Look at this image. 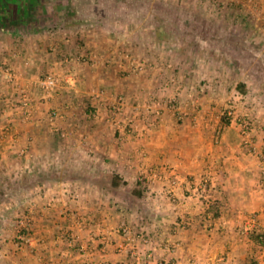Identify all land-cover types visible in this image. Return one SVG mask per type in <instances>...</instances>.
<instances>
[{
    "label": "crops",
    "instance_id": "obj_1",
    "mask_svg": "<svg viewBox=\"0 0 264 264\" xmlns=\"http://www.w3.org/2000/svg\"><path fill=\"white\" fill-rule=\"evenodd\" d=\"M125 1L134 0H61L53 5L51 17L42 20L39 11H50L46 0H39L29 22L21 21L31 35L19 36L15 44L6 34L25 27L16 22V0L3 4L0 64L8 62L18 78L23 75L22 83L32 93L45 72L54 71L65 82L49 102L36 103L30 123L12 116L15 141L4 137L0 127V189L6 188L4 176L18 168L20 177L29 181L18 179L9 199L53 204L37 211L30 246L16 253L0 234V264H264V245L255 237L264 234V129H253V140L246 144L237 116L228 124L222 120V108L229 105L214 94L217 85H208L204 94L201 86L189 83L163 85L167 71L157 66L137 73L126 55L160 65L165 41L160 24L131 19L126 13L131 4ZM248 3L241 1L242 18L248 12L254 18L264 14V0ZM111 4L116 11L121 6V13H105ZM209 4L194 0L193 8L217 10ZM218 7L231 12L228 5ZM248 26L260 29L264 23L259 18L241 24L242 29ZM16 46L21 55H16ZM196 50L192 60L200 61L203 55ZM211 53L204 58L212 61L216 54ZM76 56L86 57V62H67ZM200 93L203 100L196 111L188 99ZM152 98L165 105L176 100L183 119L169 107L157 119L146 109ZM13 102L0 103V124L1 112ZM230 103L234 113H242L245 97ZM54 109L61 115L56 123L46 119ZM54 125L71 132L67 143ZM27 140L34 142L30 151L35 157L54 164L61 156L65 164L51 165L48 175L38 179L32 170L23 176L24 166L15 157ZM151 170L162 173L164 181L149 185L141 180ZM138 181H144L147 191L132 196ZM185 222L188 227L181 231ZM123 227L148 240L135 241L136 255L131 246L118 251L127 244Z\"/></svg>",
    "mask_w": 264,
    "mask_h": 264
},
{
    "label": "rangeland",
    "instance_id": "obj_2",
    "mask_svg": "<svg viewBox=\"0 0 264 264\" xmlns=\"http://www.w3.org/2000/svg\"><path fill=\"white\" fill-rule=\"evenodd\" d=\"M58 1L61 0H46L45 6H47V10L50 11V13H41L39 11L42 20L48 19L47 17H51L53 13H51L53 10L52 7ZM201 1L210 3L209 7L217 10H208L207 12L197 11L193 8L194 0H134L125 2L131 4L132 9L129 7H127L129 11L126 9V13L131 19H142L154 24H160L162 26L160 31L163 33V41H165V44H163L164 47L162 48V56L164 59L158 62L160 65H154V63L150 61L148 68L155 69L157 66V68H162L163 72L167 71V76H165L163 85L167 83L168 85H183L184 83H189L193 86H201L203 89L202 93L204 94L209 88L207 87L208 85H217L219 86V89H216L214 94L218 93V95L224 97V99H226L224 100L225 104L229 106L234 105L233 103L231 104L230 101L237 96L239 97V95H241L245 97L242 113L240 111L234 113L236 108H230L229 106L227 108H222L221 113L222 117L225 115L229 118L237 116V125L239 127V133L242 136L243 129L241 127V123H246L248 125L249 145L253 140L251 135L254 132L253 129H264V27L260 29H253L248 26L242 29L241 24H244L245 22V24L251 25L253 20L259 18L260 23H264V14L258 13V15L254 18L253 14L248 12L242 18L239 14L242 0ZM253 1L254 0H251V3L248 4H252ZM117 2L119 6L121 2ZM116 4L117 3H115V5ZM115 5H107L105 13L112 14V11L113 13L120 14L121 6L118 11H116L114 9ZM219 5H228L231 12L227 13L224 10L221 11L218 7ZM245 8L247 7L245 6ZM108 11L110 13H108ZM47 14H49V16ZM225 20H228V22L220 23ZM238 21L240 22L237 23ZM26 27L22 29L21 32H17L12 29L10 34L8 33L6 36H12L13 38H11V40L15 44L16 41H18L19 36L24 39L25 37H29L31 35ZM254 31H256L255 35ZM32 34L34 35L35 33ZM0 36H2L1 32ZM255 36L259 37L258 39L260 42L257 39V41L254 40ZM195 50L203 55L202 60H192V53H194ZM20 52L23 53V51L16 46V55H21ZM211 52L216 54L215 57L212 58V61L208 58H204L206 54H212ZM0 66L10 68L14 73H16L14 68L8 62L1 63ZM175 69L177 71H175ZM53 73L55 72L53 71ZM47 74L48 73L45 72L44 74L39 75L38 81L40 82V80ZM18 77L16 82L12 84L7 82L4 75L0 74V103H5L7 100L12 102L14 100L13 104H10L9 108L4 107L5 110L1 112V114L4 115V121L2 120L3 122L0 124V127L3 129L4 137L10 138L12 141H15V135L13 133L14 121L11 120L12 116L22 123H30L33 120L34 113L37 109L36 103H43L44 101L49 102L51 95L54 94V92H51L50 95L46 96L42 91L39 82L37 83V92L32 93V88H28V86L22 83V80H25V77L23 75L21 79ZM64 82L65 80L62 81L61 85H63ZM205 83L206 85L204 86ZM221 84L223 85V92H220L222 90L220 86ZM239 84L245 85V94L236 89ZM202 93H200L198 97H194L193 95L188 99L190 101L189 107L192 106V108L196 109V111L198 110L196 107L200 108L201 101L203 100V96L201 95ZM37 94L38 98H41V100H36ZM22 95H26L31 103L29 114L26 113L25 109L22 107ZM153 99L155 98L148 99V101H153ZM117 101H119V99H117ZM176 102L177 101L174 100L170 103L176 104ZM179 112L181 113V111ZM54 113L60 114L56 111V109L52 111L50 110L48 111L46 119L50 122L56 123L57 118ZM255 121L257 122L255 123ZM53 127L54 131L56 127L59 128L55 125ZM59 130H63L67 133L66 138H60L67 143V139H69L71 132L62 128H59ZM17 133L18 132L16 131V140L18 139ZM27 142L28 144H24L20 150H26V154H20V156H18L17 153L15 157L16 163H21L24 166L25 171L23 170V176L26 173H33L32 171H36V178L38 179V175H48V171L51 170V165L55 166L58 164H65L64 160L60 162L59 158H61V156L56 158L54 164H52L51 161H46L43 157H35L30 151V148H33L34 142L31 143L30 141V144L29 140H27ZM55 146L58 147V144L54 145V147ZM72 146L75 145L72 144ZM17 158H19V160ZM71 163L69 166H71ZM17 169L15 174H7L4 176L6 188L0 189V234L3 235L2 239L5 243H11L16 253L23 245H27H21L20 243L17 245V233L14 228L16 221L30 213V208H32L35 211L33 214V224L27 229L29 233L26 234L30 235L35 227L34 217H36L37 211L41 210V208L50 209L53 206L52 203L49 204V200L47 202L40 203V199H38V201L37 199H9V196L13 195V192H16V188H13V186L16 185L18 179L21 178ZM23 181L25 183L29 180L24 177ZM46 209L45 211H49Z\"/></svg>",
    "mask_w": 264,
    "mask_h": 264
},
{
    "label": "built area",
    "instance_id": "obj_3",
    "mask_svg": "<svg viewBox=\"0 0 264 264\" xmlns=\"http://www.w3.org/2000/svg\"><path fill=\"white\" fill-rule=\"evenodd\" d=\"M126 58L130 61V64L132 65L133 69L136 70L137 73L144 72L148 66L146 61L137 59L136 57H134L132 55H126ZM67 62H69V63H71V62H77V63L86 62V57H84V56L71 57V58L67 59ZM0 74L4 75V77L7 79V82L12 83V84H14L16 82L17 75L10 68H4V67L0 66ZM63 80L64 79H62L56 73L50 72L43 79L40 80L39 84H40L42 91L45 93L46 96H48L51 94V92L54 91L55 88H57L61 85ZM118 102H119V105H116V110L120 111L121 110L120 105L122 104V99L120 98ZM21 103H22V107L25 109L26 113L29 114L30 109H31V103L28 100L26 95H22ZM165 107L171 108L175 112V115L177 116V118L179 120L183 119L184 114L180 113L177 110L176 104L169 103V104L165 105L164 101L160 98H155V99H153V101H150L148 103V105L146 106V109L150 112H153L155 117L157 119H159L162 117L163 111L165 110ZM54 115L56 118L61 117V115L58 113H54ZM241 127L243 129L242 134H243L244 139H245L244 141L246 144H248L249 143L248 125L246 123H241ZM55 131L57 133H59L62 138L67 137V133L65 131L59 130V128H57V127H56ZM26 152L27 151L24 150V151H22V154H26ZM141 180H144L149 185H152L156 182L157 183L163 182L164 181V175L157 170H151L149 172V175L146 178L144 177ZM206 182L207 181H203L204 187L207 184ZM170 184L172 187H174L175 182L170 181ZM170 194H171L172 201L175 202L177 198H176V196L172 190H170ZM29 212L30 213L26 214L24 217H21L18 221H16V225L14 224V228L16 229L17 239H18L17 245H19V243H20L21 245L27 244L28 246H30L33 242V237L31 235H26L23 232L24 230H27L29 227H31V225L33 224V214L35 211L32 208H30ZM188 224H189L188 222L183 223L181 225V231H185L188 227ZM123 233H124V236L126 238L127 244L120 246L118 248L119 252H123L127 248V246H129V247L131 246L130 247L131 253L133 255H136L137 250L135 247V241L140 239V238L144 239L145 243L148 241L145 237L143 238L140 235H137L134 237L132 235L131 229H129L128 227H123ZM129 247H128V249H129Z\"/></svg>",
    "mask_w": 264,
    "mask_h": 264
},
{
    "label": "trees",
    "instance_id": "obj_4",
    "mask_svg": "<svg viewBox=\"0 0 264 264\" xmlns=\"http://www.w3.org/2000/svg\"><path fill=\"white\" fill-rule=\"evenodd\" d=\"M10 1H13V0H0L1 5H0V12H6V5L10 2ZM38 3H39V0H16V22L18 23V20L19 19V22H23V21H26L28 22V20L32 17V12L37 10L38 9ZM3 4H6V5H3ZM4 6V7H3ZM42 6H40L39 8H41ZM3 17H0V20H3L2 19ZM7 19V18H4V20ZM20 23L22 24V26L26 27V24L25 23ZM158 30H160L162 28L161 25L157 26ZM17 29V28H16ZM236 89L241 92V93H246V87L245 85L243 84H239ZM222 120L228 124L230 122V118L228 116H223L222 117ZM60 135V134H59ZM118 178V176L114 175L112 177V181L113 183H115L116 179ZM147 191V187L144 183V181H138L135 188L133 189V192H132V196H136V197H140L142 194H144L145 192ZM214 215H216V212H215V209H214ZM25 234H28L29 231L27 230H24L23 231ZM256 237V240L261 244V245H264V234L262 233H257V235L255 236Z\"/></svg>",
    "mask_w": 264,
    "mask_h": 264
},
{
    "label": "flooded vegetation",
    "instance_id": "obj_5",
    "mask_svg": "<svg viewBox=\"0 0 264 264\" xmlns=\"http://www.w3.org/2000/svg\"><path fill=\"white\" fill-rule=\"evenodd\" d=\"M4 1V0H3ZM2 2H0V5H1Z\"/></svg>",
    "mask_w": 264,
    "mask_h": 264
}]
</instances>
